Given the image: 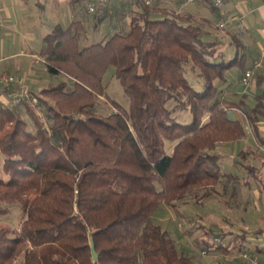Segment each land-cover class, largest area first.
Returning a JSON list of instances; mask_svg holds the SVG:
<instances>
[{
	"label": "trees",
	"instance_id": "obj_1",
	"mask_svg": "<svg viewBox=\"0 0 264 264\" xmlns=\"http://www.w3.org/2000/svg\"><path fill=\"white\" fill-rule=\"evenodd\" d=\"M195 1L218 16L212 0ZM161 3L98 0L96 24L117 17L85 44L82 10L54 24L39 55L49 75L65 79L28 90L20 103L0 100V215L11 203L22 211L18 228L0 224V264H192L153 213L220 180V156L211 150L245 135L238 112L256 128L264 71L255 74L252 103L244 93L230 96L227 71L247 64L241 41L233 39L237 49L227 57L204 22ZM110 65L126 104L106 90ZM100 102L112 109L98 110ZM185 111L189 121L180 119ZM223 239L208 242L224 253L215 264H244L248 251L264 263V246L226 240L228 247Z\"/></svg>",
	"mask_w": 264,
	"mask_h": 264
},
{
	"label": "rangeland",
	"instance_id": "obj_2",
	"mask_svg": "<svg viewBox=\"0 0 264 264\" xmlns=\"http://www.w3.org/2000/svg\"><path fill=\"white\" fill-rule=\"evenodd\" d=\"M87 1L89 0H84L80 7L83 16H85L86 19L84 34L80 36L81 44L100 39L115 23V18L117 17L116 15L105 16L102 21L97 23V26L93 13L85 12L86 15L84 14L83 8H85ZM243 4L250 6L251 1L224 0L222 9H224V6L226 5L233 6L234 10L240 14L243 13L241 8V5ZM209 9L210 8L206 6L205 10L209 11ZM210 12H212L211 9ZM77 16L81 17V14L77 13ZM62 19L63 16L59 15L55 16L53 20H55L54 22H62ZM255 23H258V26L254 25L246 31L242 29L239 34L240 38L248 47L247 62L256 57L258 53L261 54L264 49V34L261 31V28L264 26V15L257 14ZM229 37L232 40L234 39L231 34ZM218 42L215 41L214 46L218 45ZM233 46L235 47V42L233 43ZM15 58L19 57H10L9 60L11 61ZM30 59L34 61V58L30 57ZM6 69L8 72L13 70L9 65L6 66ZM230 70L231 73L236 72L237 68L232 67L229 69L226 73L227 76L229 75ZM103 78L107 82L106 90L108 94L123 104H126L127 100L123 95L120 83L113 74V67L111 65L108 66ZM64 79L65 76L63 74L49 75V79L46 81L44 80L43 83H45L46 86ZM246 86L247 85L240 84L239 82L234 84L237 91L246 89ZM9 87L10 86L2 88V85H0V90L3 89L5 96V98L0 97V100L9 104L16 103L13 100L16 94H14L13 90H10L11 88ZM247 91L250 92L251 90L248 89ZM18 94L19 93H17V95ZM25 94L26 93L23 95ZM100 99L103 100V98ZM247 101L250 103V98H248ZM97 106L98 110L101 111L108 110V108L112 109V106L107 107L103 102H100ZM185 113L186 116L180 118L181 121L190 120L189 113L187 111H185ZM176 114L178 116L180 115V112L178 111ZM235 144L234 140L219 142L211 150L212 152L219 154L220 168L223 173V176H221L220 180L213 186L211 191L205 188L197 189L193 195L176 201L173 206L160 203L153 213L152 221L158 223L163 229H166L169 232L174 238L179 250L192 255V264H215L217 256H223L224 253L222 251L213 248L215 244H213V246L208 244L215 235L217 239L225 237L227 239V237H230L228 238L230 246H237L242 241L248 244L246 248L249 250L253 249V245L255 244L262 247L264 246V204L261 203L260 199L257 200V203H254L252 200L254 195L257 197L261 194V197H264V173L261 178L262 184L258 183L259 180L254 181L255 184H257V189H255L257 192L254 191L253 185L245 186L242 182L246 181L247 177L244 176L246 170L244 169L242 160L246 159L245 157H247V154H238L235 156L233 148ZM251 147L254 149L256 146L251 144ZM245 149L250 151V148ZM257 149L260 154H264V146L261 148L257 147ZM2 159L3 155L0 152V176L3 175L1 167ZM263 169L264 167H262V170ZM242 172H244L243 176L241 175ZM227 173L233 174L234 177H226ZM32 194L33 190H28V195ZM8 208L9 210L6 214L0 215V224L8 225L12 228H18L22 218L20 206L17 203H11L8 204ZM226 223L228 226H224ZM241 236L243 237L240 238ZM222 241L224 244H227V246L229 245L228 241L225 239ZM204 248H208V251L203 252L202 250ZM247 254L250 257H257L253 254L251 256L249 251ZM19 260L20 257L17 259V262Z\"/></svg>",
	"mask_w": 264,
	"mask_h": 264
},
{
	"label": "crops",
	"instance_id": "obj_3",
	"mask_svg": "<svg viewBox=\"0 0 264 264\" xmlns=\"http://www.w3.org/2000/svg\"><path fill=\"white\" fill-rule=\"evenodd\" d=\"M83 1L84 0H0V71H6V66L9 65L13 68L10 73L15 74L18 78L23 80L22 83H14L9 87L11 88L10 90H13L14 94L22 91L28 92V90L37 91L40 87L45 86L43 81L49 79V74L39 55L41 38L54 24H65L70 21L72 16H75L77 13L80 14V7ZM117 1L119 0H111L112 3ZM250 1V6L245 4L241 5L243 13L240 14L234 10L233 6H224V10L228 17L236 16L223 28L218 26L216 21L217 15L214 14L212 7L202 2L195 1L194 3L187 4L185 7H180L179 0H171L170 3L162 2L161 5L169 10L174 9L179 12H186L195 19L204 22L205 29L207 30V38L214 40V44L215 41H219V44L215 45L216 50L218 52L223 51L225 56L228 57L232 56L237 49L233 46L234 41L229 37L230 34L241 41V46H244V50L247 53L248 47L240 38L239 34L242 29L246 31L254 25L258 26V23H255L257 14L264 15V0ZM206 6H208L212 12H210V9L209 11L205 10ZM59 15L63 16V21L54 22V17ZM261 31L264 34V26L261 28ZM14 56L19 58L10 61V57ZM30 57L34 58V61H32ZM258 57H261V66L256 72L264 71V49L261 54L258 53L256 57L248 61L246 67L252 63L253 59ZM255 74L249 80V83L246 84V89L237 91L234 84L236 82L243 84L240 81L242 70L237 69L236 72L232 73L230 70L227 76V83L231 81V83L227 84V92L229 95L238 98L244 93L246 104H249L247 101L248 98H250V103H252L254 94L260 88ZM248 89L251 91L248 92ZM0 97L5 98L3 92H1ZM238 114L243 117L245 135L240 139L234 140L236 144L233 148L235 156L238 154H247V157H245L246 159L242 160L246 174L244 175V172L241 173L242 176L244 175L247 177V180L242 183L245 186L253 185L254 191L257 192L255 190L257 189V184H255L254 181L259 180L258 183L262 184L261 178L264 173V169L262 170V167H264V154H260L257 149V147L261 148L264 146V115L258 117L256 120V128L253 130L246 120L245 115L241 114V112H238ZM251 144H254L256 147L253 149ZM245 148H250V151H247ZM261 196V194L257 197L254 195V197H252L253 202L257 203V200L260 199L261 203L264 204V197ZM224 226H228V224L226 223ZM228 238L230 237H227V239L225 237L224 239L228 240ZM230 257L232 256H227V258ZM244 264L251 263L245 261Z\"/></svg>",
	"mask_w": 264,
	"mask_h": 264
},
{
	"label": "built area",
	"instance_id": "obj_4",
	"mask_svg": "<svg viewBox=\"0 0 264 264\" xmlns=\"http://www.w3.org/2000/svg\"><path fill=\"white\" fill-rule=\"evenodd\" d=\"M98 0H89L87 1V3L85 4V8H83L84 12H92L95 7H96V3ZM103 1H107V0H103ZM145 3H152L155 1H161V2H168L170 0H143ZM195 0H180V7H184L187 4L190 3H194ZM224 0H212V4L214 6L217 7L218 9V16H217V24L220 27H225L229 21L232 18H235L236 15L228 17L225 10L222 9V4H223ZM261 66V57L255 58L252 60V63L246 67L244 69V71L242 72V75L240 77V81L246 85L249 83V80L253 77V75L255 74L256 70ZM23 80L18 78V76H16L13 73L7 72V71H1L0 72V84L1 85H9L10 83H22ZM26 93L24 91L20 92L18 95L16 94L14 96V102H19L21 99V96H23V94ZM204 252V250H203ZM242 256L244 258L247 259V261L251 264H264L259 262L255 257H250L247 253H243Z\"/></svg>",
	"mask_w": 264,
	"mask_h": 264
},
{
	"label": "water",
	"instance_id": "obj_5",
	"mask_svg": "<svg viewBox=\"0 0 264 264\" xmlns=\"http://www.w3.org/2000/svg\"><path fill=\"white\" fill-rule=\"evenodd\" d=\"M91 251H92V259H96L97 258V252L94 249L93 243H91Z\"/></svg>",
	"mask_w": 264,
	"mask_h": 264
}]
</instances>
